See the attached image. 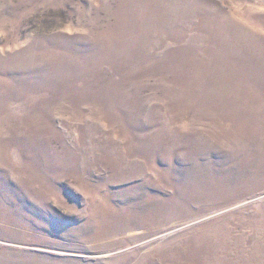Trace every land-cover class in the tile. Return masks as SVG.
I'll return each mask as SVG.
<instances>
[{
    "label": "rangeland",
    "instance_id": "obj_1",
    "mask_svg": "<svg viewBox=\"0 0 264 264\" xmlns=\"http://www.w3.org/2000/svg\"><path fill=\"white\" fill-rule=\"evenodd\" d=\"M0 264H264V0H0Z\"/></svg>",
    "mask_w": 264,
    "mask_h": 264
}]
</instances>
